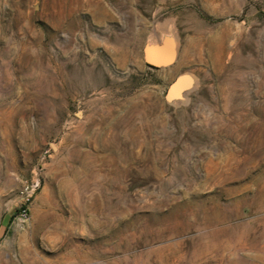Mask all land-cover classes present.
Here are the masks:
<instances>
[{
  "label": "rangeland",
  "instance_id": "1",
  "mask_svg": "<svg viewBox=\"0 0 264 264\" xmlns=\"http://www.w3.org/2000/svg\"><path fill=\"white\" fill-rule=\"evenodd\" d=\"M0 264H264V0H0Z\"/></svg>",
  "mask_w": 264,
  "mask_h": 264
},
{
  "label": "water",
  "instance_id": "2",
  "mask_svg": "<svg viewBox=\"0 0 264 264\" xmlns=\"http://www.w3.org/2000/svg\"><path fill=\"white\" fill-rule=\"evenodd\" d=\"M178 46L174 39L164 38L157 44H148L143 49L142 60L151 68H167L175 64L178 55ZM195 81L187 73L179 75L169 86L165 98L169 103L181 100L184 95L194 89Z\"/></svg>",
  "mask_w": 264,
  "mask_h": 264
},
{
  "label": "built area",
  "instance_id": "3",
  "mask_svg": "<svg viewBox=\"0 0 264 264\" xmlns=\"http://www.w3.org/2000/svg\"><path fill=\"white\" fill-rule=\"evenodd\" d=\"M38 188H39V182L37 180V181H33L32 184L29 185L26 188V190H27L29 196L32 197L35 194V192L37 191ZM27 215H28L27 211L25 209L22 210L21 217L22 218H27Z\"/></svg>",
  "mask_w": 264,
  "mask_h": 264
}]
</instances>
